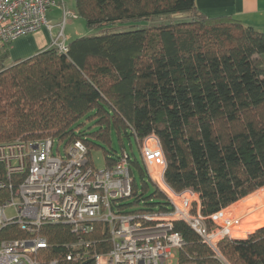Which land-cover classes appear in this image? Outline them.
<instances>
[{
    "label": "trees",
    "instance_id": "1",
    "mask_svg": "<svg viewBox=\"0 0 264 264\" xmlns=\"http://www.w3.org/2000/svg\"><path fill=\"white\" fill-rule=\"evenodd\" d=\"M74 11L90 30L161 15L190 18L78 37L67 43V54L51 46L2 66L0 143L80 140L90 165L92 152L102 150L111 168L125 150L113 147V130L121 142L155 134L167 183L177 192L195 190L204 217L264 188V32L232 17L210 18L196 0H75ZM7 55L6 49L0 61ZM83 117L98 129L81 131L76 123ZM132 155L147 191L146 169ZM133 197L140 201L136 180ZM143 204L145 212L172 209L157 188ZM174 230L185 240L180 263L223 264L187 222L175 221ZM43 233L51 244L47 260L62 259L63 244L75 239L67 225ZM21 237L16 226L0 231V240ZM88 238L100 240L99 252L111 248L100 223ZM219 251L230 264H264V226L222 241Z\"/></svg>",
    "mask_w": 264,
    "mask_h": 264
},
{
    "label": "built area",
    "instance_id": "2",
    "mask_svg": "<svg viewBox=\"0 0 264 264\" xmlns=\"http://www.w3.org/2000/svg\"><path fill=\"white\" fill-rule=\"evenodd\" d=\"M56 5L55 0H0V48L44 27L50 32L57 27L51 46L67 54L64 26L78 16L63 2V20L54 26L47 13ZM63 143L50 137L0 143V231L16 226L25 234L0 240V264H196L180 263L185 240L174 230L178 220L187 222L223 264H230L219 245L241 237L237 232L244 217L228 211L233 205L204 217L195 190L175 191L165 179L167 161L155 134L138 145L149 180L172 206L164 212H145L129 203L135 181L132 153L125 149L113 167L97 170L89 164L82 141L65 143L61 153ZM97 223L108 231L111 248L107 252L95 248L99 239L88 238ZM53 225L69 226L75 239L63 244L62 259L47 260L44 251L51 244L43 231Z\"/></svg>",
    "mask_w": 264,
    "mask_h": 264
},
{
    "label": "rangeland",
    "instance_id": "3",
    "mask_svg": "<svg viewBox=\"0 0 264 264\" xmlns=\"http://www.w3.org/2000/svg\"><path fill=\"white\" fill-rule=\"evenodd\" d=\"M56 6L53 7V12H50L48 14L49 19H54L55 22H61L63 20V10L60 8L62 3L64 2L67 8L73 10L75 9L74 1L75 0H55ZM59 8V9H58ZM52 17V18H51ZM190 18L189 14H176V15H161L152 17L145 20H138V21H124V22H116L113 24H110L108 26L100 27V28H94L92 30L88 29L85 25L84 19L77 17V18H69L64 26L63 35L65 41H70L72 39H75L77 37H83L87 35H94V34H100L102 32H123V31H129L132 29H138V28H147L150 26H159L164 23L169 22H177V21H184L188 20ZM59 31V28L54 29V33L57 34ZM7 47L0 50V55L6 52ZM11 64L9 63V60H5V57L1 58L0 61V68L8 67ZM79 126V129L86 133H91L93 131H96L98 129L97 125L94 124L93 121H90L87 117H83L76 123V127ZM112 145L115 149H117L119 152H121L122 148L124 147L128 152L134 153L136 157L141 161L140 159V149L139 145L135 139V137H131L130 139L128 137H124L122 142L119 140L118 135L115 130L112 131ZM99 143H101L99 141ZM123 144V146H121ZM58 146V142H55V148ZM106 146V145H105ZM107 147V146H106ZM65 150V143L60 145V152L64 153ZM55 153H57V150L55 149ZM92 164L93 167L97 170H102L105 168V157L102 150H94L92 152ZM133 174L136 180L137 184V195L140 199V202L136 204V197H133L129 200V203L133 204L136 208L143 207V202L145 200H148V197L151 193L154 192L155 187L151 181L148 180L146 177L144 180L148 183V190H143L144 182L142 180V177L140 175L139 170L137 167H133ZM264 189V188H263ZM261 190V189H260ZM258 191V190H257ZM256 192V191H255ZM254 192V193H255ZM253 194V193H252ZM256 203V205L254 204ZM253 205L249 206L248 208H240L237 207V204H233V206L230 207L228 211L231 212L232 215H238L242 216L243 218V224L241 226V231L237 232L238 235L241 237L239 238H245L247 235H245L246 231L254 232L258 228L263 227L264 225V197L261 198V200L258 201H252ZM253 207V208H252ZM239 208V209H238ZM260 209V210H259ZM236 210V211H235ZM241 212H240V211ZM251 210V211H250ZM262 210V211H261ZM239 211V212H238ZM261 213V214H260ZM263 213V214H262ZM261 216V217H260ZM253 225V226H251ZM260 225V226H259ZM251 226V227H250ZM253 227V228H252ZM251 230V231H250Z\"/></svg>",
    "mask_w": 264,
    "mask_h": 264
},
{
    "label": "crops",
    "instance_id": "4",
    "mask_svg": "<svg viewBox=\"0 0 264 264\" xmlns=\"http://www.w3.org/2000/svg\"><path fill=\"white\" fill-rule=\"evenodd\" d=\"M196 3L198 10L210 18L232 17L264 32V0H196ZM72 6H75V1ZM53 9L48 11L47 19L57 26L59 22H55L52 17V19L48 18V14L53 12ZM53 36H55L54 30L50 32L44 27L34 34L20 37L7 46L8 55L5 60H9L12 65L18 60L29 59L51 47Z\"/></svg>",
    "mask_w": 264,
    "mask_h": 264
},
{
    "label": "bare ground",
    "instance_id": "5",
    "mask_svg": "<svg viewBox=\"0 0 264 264\" xmlns=\"http://www.w3.org/2000/svg\"><path fill=\"white\" fill-rule=\"evenodd\" d=\"M264 197V189L262 188L261 190L259 189L258 191H256L255 193L241 199L240 201H238L236 204H237V207H240V208H248L249 206L253 205L251 204L252 201H260L261 198ZM254 204L256 205V203L254 202ZM257 206V205H256ZM264 207V206H263ZM253 208V207H252ZM239 209V208H238ZM260 210V209H259ZM236 211V210H235ZM240 211V210H239ZM238 211V212H239ZM251 211V210H250ZM262 211V210H261ZM241 212V211H240ZM261 214V213H260ZM263 214V213H262ZM264 215V214H263ZM261 217V216H260ZM264 217V216H263ZM264 225V224H263ZM253 226V225H251ZM250 226V227H251ZM260 226V225H259ZM254 227V226H253ZM252 227V228H253ZM251 231V230H250Z\"/></svg>",
    "mask_w": 264,
    "mask_h": 264
}]
</instances>
